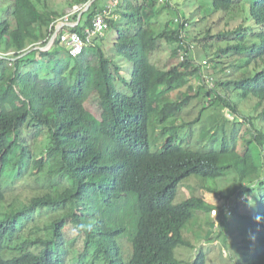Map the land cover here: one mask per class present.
Wrapping results in <instances>:
<instances>
[{
	"label": "trees",
	"instance_id": "obj_1",
	"mask_svg": "<svg viewBox=\"0 0 264 264\" xmlns=\"http://www.w3.org/2000/svg\"><path fill=\"white\" fill-rule=\"evenodd\" d=\"M88 1L73 0L71 5ZM108 1L92 3L86 26L93 25ZM191 2L200 17L193 19L192 11L180 14L184 0H120L107 19L106 32L79 55L72 56L61 41L62 29L50 49L21 56L35 46H46L66 13L51 9L49 0H0V264H68L63 257L79 239L81 247L74 250L77 256L70 257L71 264H181L176 249L194 247L184 234L193 211L212 216L216 206L195 194L177 202L182 183L194 177L205 186L235 169L245 187L234 189L229 198L237 193L245 200L236 204L233 215L247 201L248 192L256 186L264 190V0ZM205 5L230 17L243 10L236 26L215 34L227 38L226 46L200 42L204 57L217 72L216 89L207 90L208 97L216 94L215 98L202 110L219 102L238 122L243 115L244 150L237 149L233 135L222 139L220 150L186 147L180 132L187 124L183 121L164 126L161 134L170 137L154 151L149 132L152 114L155 124L156 119L176 117L206 89L198 82V44L189 37V27L184 30L175 22L176 17L190 24L203 21ZM164 9L176 14L157 31L153 24ZM119 14L122 27L117 24ZM86 26L66 30L84 34ZM111 27L116 29L112 56L97 40H104ZM210 33L209 28L205 34ZM164 43L171 45L170 56H177L178 62L161 68L153 62V54ZM120 61L132 65L130 77L125 78L131 97L119 90ZM175 91L180 98L167 101ZM91 105L98 108L97 114ZM45 135L42 153L55 167L46 174L50 182L40 181L41 173L30 172L31 164L35 169L45 163L33 150L37 138ZM62 177L68 185L60 189L56 186ZM18 181L23 183L22 191L8 197L9 187ZM64 207L70 211L46 224L51 236L41 234L38 225L21 233L20 218L26 210ZM243 213L250 225V241L244 239L237 249L239 264H264V192L257 211ZM223 215L222 209L220 227L225 230L229 222ZM69 224L77 233L67 240ZM123 239L129 242L127 247ZM65 244L69 246L63 255L60 249L65 250ZM193 264H208L206 252L198 250Z\"/></svg>",
	"mask_w": 264,
	"mask_h": 264
},
{
	"label": "rangeland",
	"instance_id": "obj_2",
	"mask_svg": "<svg viewBox=\"0 0 264 264\" xmlns=\"http://www.w3.org/2000/svg\"><path fill=\"white\" fill-rule=\"evenodd\" d=\"M72 1L73 0H49V6L51 9H59L61 13L64 11V13L67 14L73 8V6L71 5ZM202 1L205 4H207L208 2V0ZM235 1L250 2L251 0ZM190 2L184 0L183 9L185 10L183 11L184 13L180 14H185L187 16L189 12L192 11L193 14H195L193 19L198 16L200 17L201 15L198 12L195 13V8L197 7L196 4L191 5ZM193 2H195V0H192L191 3ZM85 7L83 11L86 10ZM204 9L208 11L204 12V16L206 15V18L203 21L198 22L197 24H190L188 28L189 37L192 40L195 39L198 44L197 52H200V58L198 60H204L208 58L204 57L205 52L202 51V43L200 41H208L209 43L213 42L216 46H226L227 38L224 36H215V34L223 31L224 29H230L236 26L237 22L243 15L242 8L238 9V13L235 14V17H230L229 15H225L222 13H214V11L208 5H205ZM78 13L79 12L70 15V19H73V17H75V15L77 16ZM175 14L176 11L174 9H167L166 11L164 9V11L158 15L157 23L155 22L153 24V28L157 31L161 30V28H164L165 26L159 25H165L166 21L173 18ZM207 14L210 15L207 17ZM65 15L64 18H60L57 21V25L58 23L60 24L62 22H66ZM86 19L87 14L84 15L83 23L84 21H86ZM117 20L118 26L122 27L124 23L121 14H119ZM228 21L231 22L230 25L227 24ZM209 28L211 29V33L209 35H206V30ZM115 32V27H111L110 30L107 31L106 38L104 40L97 39L102 46L105 45L110 56H112L111 54H113V49L110 44L113 43V40L116 36ZM49 43L50 41L48 42V44ZM48 44H46L45 46V48L47 49L49 48ZM216 46L211 49L213 52L216 50ZM170 51L171 45L169 43H164L163 48H160L159 51H156L153 54V62H155L161 68L175 65L178 62V57L176 56L172 58L170 56ZM127 64L129 65V68L124 66L123 61H120V70L123 79H120L118 81V84L120 93L131 97L132 91L126 87L125 78L128 79L130 77V74L128 72L129 70L130 72L132 71V65L129 62H127ZM222 65L223 63L218 66V69H220ZM210 68L207 69V72L212 70L213 73L217 75V72H215L216 69H213V63H211ZM223 76L224 75H222V77ZM215 95H213L212 97H208L209 94H207V89H204V91H201L200 96L193 99L187 106H185L178 116L169 117L165 121H159V119H156V124L154 123L155 119L154 115L152 114L149 131L152 150L155 151L159 149L170 137L169 135L165 136L161 134V131H163L165 128L164 126H167L169 124L179 125L183 121H186L187 124L180 130V132H183V134L185 135L184 146L194 148L195 150H199L198 148L200 147L206 149L208 147L214 146L216 150H220L222 139L225 136L230 139V137H232L233 135L236 139L237 149L243 151L246 137V133L244 131L246 123L243 122L244 116L240 115L242 117V122H238L237 119L235 120V115L230 112V110L226 106H220L219 102H213L212 105L202 110L203 105H209V100L215 98ZM177 98H180V95L177 91H175L171 95L167 96L166 100L174 101ZM242 105V108H244L243 103ZM90 107L95 113L97 112L98 108L95 105H91ZM246 111L247 113H250L251 110L245 109V112ZM197 117H200V119L198 118L199 120H195ZM44 137L45 138H37L35 144L33 145V150L37 157H44L45 163L43 166L35 169H33L31 164L30 172H37L38 175H40L41 173L40 181L50 182L47 179L46 174H49V169H53L55 167L51 161H48V154L46 152L42 153V151L44 150V144L45 142H47L46 135ZM52 175L54 174L52 173ZM187 181L188 182H185L184 184L182 183V185L178 189V195L176 199L177 202L183 201L187 197L195 194L203 195L205 200L210 204L222 206L227 201L234 189L235 191H237L245 187L240 182L238 172L235 169L228 170L221 178L208 181L205 186L199 185L198 180H196V178L194 177L189 178ZM22 185L23 183L18 181L12 187H9L10 189L9 191H7L8 197L13 198L17 194H19L22 191ZM55 185L56 183L53 184L54 187ZM67 185L68 180L63 179V177L58 178V186H56L57 188L63 189L66 188ZM209 186L214 187L216 191H210ZM263 192L264 190L260 186H256L253 190L248 192L246 195L247 201L245 202V204H243L242 202L239 205V210H237V212H235L233 216L227 217V221L229 223L226 224L227 226L225 230H223L220 226L216 228L215 218L209 216L207 212L203 210H194L193 217L184 227V234L186 237H188V239L192 241L194 247L181 245L175 251V256L181 261V264H193L198 250L206 252L208 256V264H239L241 256L240 254H238L237 249L240 244H243L244 239L250 241V225L243 216V212L246 211L248 214H251L254 211H257L259 200ZM33 193L34 192H31L30 194ZM236 195L237 193L233 194L232 196L235 197ZM10 207L15 213H19L14 204H10ZM69 211L70 208L68 207L59 209L30 208L25 211L26 216H22L20 218L19 226L22 230L21 233H27L31 231L30 228L33 225H38L42 229L40 231L41 234L51 236L49 230H46V224L56 218L66 215ZM66 229L67 240L73 239L74 235L77 233L75 226L73 224H69ZM218 233L220 235H218ZM225 237H227V242L225 241ZM122 242H124L126 247L129 245V242L126 239H123ZM68 246V244H65V250L63 249V247H61L60 252L63 255L67 253ZM80 247L81 239L77 240V244L73 245L72 248H70L71 252L65 258V261H67L68 264H71L69 260L70 257L73 258L77 256V252H75L74 250Z\"/></svg>",
	"mask_w": 264,
	"mask_h": 264
},
{
	"label": "built area",
	"instance_id": "obj_3",
	"mask_svg": "<svg viewBox=\"0 0 264 264\" xmlns=\"http://www.w3.org/2000/svg\"><path fill=\"white\" fill-rule=\"evenodd\" d=\"M120 3V0H110L107 2L104 10L102 12H99L94 20H93V25L88 26L84 34H81L80 32L77 31H68L65 30L64 32L61 33V41L68 47L70 53L72 56H77L80 53L83 52L85 46L89 43H91V40L99 35H103L106 30L109 27L108 23V18L109 16H112L113 9ZM86 4H81V5H74L73 8L65 15L66 16V21H69L70 15H73L77 12L78 14L82 13L84 10V7ZM87 8V7H85ZM64 18V17H63ZM175 22L179 23L181 25V28L185 30V28L190 26V22L182 19L180 20L178 17L175 18ZM59 35V34H58ZM53 36V35H52ZM52 36L49 41L52 40ZM185 36V35H182ZM58 37V36H57ZM193 49V48H192ZM190 49V50H192ZM184 59V56H180V60ZM209 61L205 59L203 63L200 65L199 69V77L200 81L209 89L215 88V77L211 74H209L206 70V67L209 66ZM234 202L228 201L224 205V211L225 214L223 217L230 216L233 212ZM212 216L215 218V224L216 226L219 224V217H220V209L215 208L212 210Z\"/></svg>",
	"mask_w": 264,
	"mask_h": 264
},
{
	"label": "clouds",
	"instance_id": "obj_4",
	"mask_svg": "<svg viewBox=\"0 0 264 264\" xmlns=\"http://www.w3.org/2000/svg\"><path fill=\"white\" fill-rule=\"evenodd\" d=\"M51 48V47H50ZM1 54V53H0ZM196 57V56H195ZM205 60V59H204ZM204 60H198L197 58H195V61H196V63L198 62V67H199V69H200V65L203 63V61ZM207 61H209V66H207L206 67V70L207 69H209L210 67H211V61L209 60V58H207ZM211 69V68H210ZM198 72H199V70H198ZM209 74H211V75H213L214 77H215V88H213V89H209V88H207L201 81H200V77H199V74H198V82L200 83V84H202V85H204L205 86V88L207 89V90H210V91H214L215 89H216V75L213 73V71L211 70V71H209L208 72ZM231 112V111H230ZM240 200L242 201V200H245V195L244 196H241L240 198L236 195L235 197L234 196H232L231 198H228L227 199V201L222 205V206H219V205H217V206H215V208H219L220 209V213H221V210L223 209L224 210V205L228 202V201H232V202H234V206H233V209H232V212H234V207L236 206V204H238L239 202H240ZM215 208H213V209H215ZM212 209V210H213ZM224 214H225V211H224ZM211 215H212V213H211ZM230 216H233V213L230 215ZM213 217V216H212ZM228 217V216H227ZM227 217H226V219H227ZM223 218H225V217H223ZM257 219V221H259V219H260V217H257L256 218ZM215 226H216V224H215ZM220 226V219H219V224L216 226V228H218ZM63 259H64V261H65V257H63ZM67 260V259H66Z\"/></svg>",
	"mask_w": 264,
	"mask_h": 264
},
{
	"label": "water",
	"instance_id": "obj_5",
	"mask_svg": "<svg viewBox=\"0 0 264 264\" xmlns=\"http://www.w3.org/2000/svg\"><path fill=\"white\" fill-rule=\"evenodd\" d=\"M94 1H95V0H89V1L86 3L87 8H86L85 11H83L82 15H83V14H86V13L90 10V7H91V5H92V3H93ZM65 23H69V24H72V25H73V23H72L71 21H68V22H62V23L58 24V25L56 26V30H55V32H54V34H53V36H52V40H51L50 43L48 44V46H49L48 49H50V47H52V45L54 44V42H55V40H56V38H57V36H58L60 30H61V27H62ZM36 48H40V49H42V50H48L47 48H45V46H44V47H36ZM25 54H26V53L22 54L21 56H24ZM0 56H3V55L0 54Z\"/></svg>",
	"mask_w": 264,
	"mask_h": 264
},
{
	"label": "crops",
	"instance_id": "obj_6",
	"mask_svg": "<svg viewBox=\"0 0 264 264\" xmlns=\"http://www.w3.org/2000/svg\"><path fill=\"white\" fill-rule=\"evenodd\" d=\"M82 13H83V12H82ZM82 13H80V14L77 15V17L75 18V21H71V22L73 23V25H72V24H69V23H65V24L61 27V30H62V29H65V30H66V28H74V27L78 26L79 24H81V25H83V26H86V21H84V23H83V19H84V15H85V14L82 15ZM69 20H70V19H69ZM66 22H68V21H66ZM58 24H59V23H58ZM87 27H88V26H86L85 28H87ZM36 47H40V46H35V47L31 48L29 51H27V52H25V53L28 54V53L31 52L32 50H34V49H38V48H36ZM124 66H126V67L129 68V65L127 64V62H124ZM128 73L130 74V70H129ZM128 73H127V74H128Z\"/></svg>",
	"mask_w": 264,
	"mask_h": 264
}]
</instances>
